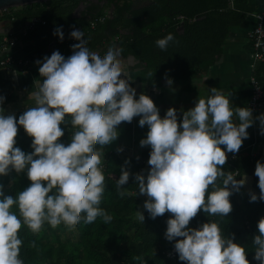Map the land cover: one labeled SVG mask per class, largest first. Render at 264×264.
Wrapping results in <instances>:
<instances>
[{
    "label": "clouds",
    "instance_id": "9594fccd",
    "mask_svg": "<svg viewBox=\"0 0 264 264\" xmlns=\"http://www.w3.org/2000/svg\"><path fill=\"white\" fill-rule=\"evenodd\" d=\"M54 35L64 38L62 26L54 28ZM69 36L77 41L69 56L55 50L36 61L41 79L28 93L34 103L18 118L15 113L5 114V97L0 95V176L26 172L30 180L15 195L6 194L0 183V264H24L18 235L22 223L36 233L45 222L75 225L91 223L98 216L106 223L112 220L100 206L105 192L104 146L117 139L121 122L137 116L138 124L148 128L139 143L150 146L151 167L132 174L138 189L135 195L147 197L143 207L152 218L166 211L174 214L167 218L164 236L174 241L178 259L187 264H250L245 245L223 235L210 216L225 217L232 211L230 196L240 191L246 176L237 179L235 171L222 167L226 153L239 150L254 120L264 134V113L254 118L250 107L232 105L230 91L211 87L193 107L181 110L179 122L174 107L161 116L147 94L141 92L137 98L115 42L102 52L87 46L81 29L73 28ZM174 40L169 32L155 44L163 50ZM166 82L173 84L171 78L166 77ZM69 122L73 125L70 138L60 139L65 131L61 125ZM19 127L32 137L31 152L16 146ZM125 165L116 179L121 196L130 177ZM254 174L260 192H250L249 199L264 201L261 160L256 161ZM201 210L208 221L186 227ZM137 216L144 221L143 212L137 210ZM257 229L252 237L253 259L264 264V216L258 219ZM134 259L147 264L142 254Z\"/></svg>",
    "mask_w": 264,
    "mask_h": 264
},
{
    "label": "trees",
    "instance_id": "16d2710c",
    "mask_svg": "<svg viewBox=\"0 0 264 264\" xmlns=\"http://www.w3.org/2000/svg\"><path fill=\"white\" fill-rule=\"evenodd\" d=\"M106 1L102 8L98 4L90 5V0H50L0 11L4 15L0 18L27 22L33 18L44 20V23H36L19 36L23 47L12 56L26 60L25 57L32 54L36 62L59 50L67 57L73 51L72 43L68 41L69 33L78 28L84 32L88 47L106 49L115 42L122 50V57L137 59L149 70L152 78L188 81L207 72L221 58L229 31L239 27L256 9L251 0H163V5L159 4L160 0H154L155 6L143 8H135L132 0ZM83 3L87 6L77 12L76 9ZM105 14L108 15L105 22L91 29L90 22ZM56 26H62V40L54 35ZM169 32L174 33L175 40L162 50L155 41ZM249 45L251 52L252 45ZM26 61L27 64L19 69L27 71L31 67L29 60ZM1 69L0 66V95L5 97L3 104H7L11 101L14 87L10 80L3 77ZM252 75L264 91V61L254 65ZM20 114L22 112L16 113L17 118ZM124 123L121 122L118 127ZM61 126L65 127V131L60 139L67 140L73 125L69 122L67 126ZM15 139L16 146L23 151H32V137L26 134L23 127L18 128ZM150 150L136 156L119 151L104 153L105 192L100 206L112 215L111 221L106 223L98 216L91 223L81 221L75 225L63 220L55 225L45 222L36 233L22 223L18 235L22 239L20 256L24 264H139L134 257L141 254L147 264H187L178 259L177 252L174 257L167 256L174 248V241L167 240L164 233L167 218L174 214L166 211L152 218L143 207L147 197L142 198L138 192L135 195L138 189L132 174L147 169ZM125 160H128L127 165ZM257 160L264 162V156L238 154L222 167L237 172V179L252 167L251 186L258 195V176L254 174ZM121 165L130 171L123 196L119 195L116 186ZM0 183L4 184L6 194L15 195L30 180L26 172L18 174L12 171L0 176ZM237 193L230 196V213L225 217L215 214L210 219L217 220L223 235L245 245L250 264H259L253 259L255 246L252 237L258 234L257 221L264 216V201H250L247 193L240 205L236 201ZM12 210L19 215L15 205ZM137 210L144 213V221L138 219ZM208 219L207 213L198 211L186 227H197Z\"/></svg>",
    "mask_w": 264,
    "mask_h": 264
},
{
    "label": "crops",
    "instance_id": "0c3cea01",
    "mask_svg": "<svg viewBox=\"0 0 264 264\" xmlns=\"http://www.w3.org/2000/svg\"><path fill=\"white\" fill-rule=\"evenodd\" d=\"M255 5V12L264 11V0H251ZM253 12V13H255ZM4 17L3 14H0ZM254 26V18L249 14L239 27L232 28L228 37L223 43L221 58L211 65L207 72L199 77L188 81H173L169 86L165 79L157 80L152 78L147 68L137 59L126 56L121 58L125 61L124 67L128 73L130 83L137 90V98L141 92L147 94L154 104L159 108L160 115L163 116L169 107L177 109L178 122L182 118V111L193 107L199 96L207 95L208 88H222L226 92L230 91V102L233 106L249 107L250 99V83L251 75V59H250V40L249 33ZM28 28V22L16 18H0V61L6 57L13 55L23 47L19 40V36ZM6 38L13 41V46L2 48V41ZM105 48H100L103 52ZM30 62V68L25 71L19 68L10 67L2 68L1 72L4 78L10 80L14 90L11 101L3 104L5 114L24 112L26 107L33 105V100L29 98L28 93L35 87V81L41 79L38 71L39 65L33 60L32 54L25 57ZM206 77V78H205ZM264 113V108L252 111L255 118L259 114ZM139 117H134L131 122H125L118 127L119 135L112 143L104 146L105 153L117 151L123 148L121 154L131 156L139 155L141 152L150 149V146H141L139 141L147 133V125L140 126L138 124ZM246 131L248 137L243 140L239 150L235 153L239 155H255L264 156V134L260 132V123L254 120ZM221 147H224L223 145ZM228 152L226 154H230ZM104 162V158H102ZM147 166L151 167L148 162ZM252 167H249L243 175L246 176V183L241 186L237 193L236 201L242 205L241 201L244 194L255 192L251 186L252 183ZM146 197L141 194V197ZM142 197V198H143Z\"/></svg>",
    "mask_w": 264,
    "mask_h": 264
},
{
    "label": "built area",
    "instance_id": "2783aa9c",
    "mask_svg": "<svg viewBox=\"0 0 264 264\" xmlns=\"http://www.w3.org/2000/svg\"><path fill=\"white\" fill-rule=\"evenodd\" d=\"M251 15L254 18V26L249 33V40L252 45V50L250 52L251 72H252L254 65L257 62L264 61V11L251 13ZM107 18H108V15L106 14L97 17L96 19L90 22V28L93 29L98 23L105 22ZM39 22L44 23V20L39 19V18L31 19L28 22V28L34 26L36 23H39ZM68 41L72 44L77 42L74 38H71L70 36L68 37ZM1 44H2V48L5 49L8 46H13L14 42L9 41L6 38H4ZM26 64H27L26 60L15 59L12 55L0 61V66L5 69H8L10 67L20 68V66H25ZM249 83H250L249 107L252 109V111L264 108V91L262 90L261 86L254 78L252 73L249 77ZM122 151H124V149ZM226 155H227L226 161H230V160L235 159L238 154L230 153ZM148 168L150 167L148 166L147 169ZM175 253L176 251L173 248L167 253V256L174 257Z\"/></svg>",
    "mask_w": 264,
    "mask_h": 264
},
{
    "label": "water",
    "instance_id": "95a60500",
    "mask_svg": "<svg viewBox=\"0 0 264 264\" xmlns=\"http://www.w3.org/2000/svg\"><path fill=\"white\" fill-rule=\"evenodd\" d=\"M47 1H50V0H0V11L11 9V8H19L23 6L36 4V3H43ZM80 6H83V4H81ZM180 28L182 29V26H180Z\"/></svg>",
    "mask_w": 264,
    "mask_h": 264
},
{
    "label": "flooded vegetation",
    "instance_id": "af4514ba",
    "mask_svg": "<svg viewBox=\"0 0 264 264\" xmlns=\"http://www.w3.org/2000/svg\"><path fill=\"white\" fill-rule=\"evenodd\" d=\"M106 0H90V5H99L100 8H102L106 4ZM133 6L135 8H143V7H152L155 6V1L154 0H132ZM163 5V0H160V3ZM87 5L83 3V6H80L76 9L77 12H80L81 10L85 9Z\"/></svg>",
    "mask_w": 264,
    "mask_h": 264
},
{
    "label": "rangeland",
    "instance_id": "374dc122",
    "mask_svg": "<svg viewBox=\"0 0 264 264\" xmlns=\"http://www.w3.org/2000/svg\"><path fill=\"white\" fill-rule=\"evenodd\" d=\"M246 194V193H245ZM245 194H244V196H245ZM142 197H143V195H142Z\"/></svg>",
    "mask_w": 264,
    "mask_h": 264
}]
</instances>
